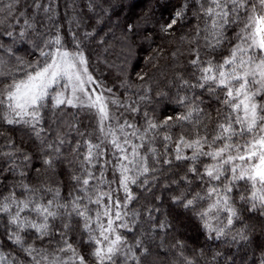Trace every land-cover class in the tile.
Returning <instances> with one entry per match:
<instances>
[{
  "label": "snow or ice",
  "instance_id": "obj_1",
  "mask_svg": "<svg viewBox=\"0 0 264 264\" xmlns=\"http://www.w3.org/2000/svg\"><path fill=\"white\" fill-rule=\"evenodd\" d=\"M19 2L14 0L15 4ZM195 2L203 17V27L198 26L196 40L202 38L204 43L202 46L197 43L192 49L193 59L189 61L192 78L180 77V89L185 94L177 93L176 103L186 111L163 121L150 117L148 112L143 113L142 127L130 121L125 113H139L137 102L126 103L115 97H105L104 92L99 91L101 85L88 73L84 53L79 49L75 52L64 49L59 36L55 40L41 39L43 47L34 45L43 59L26 62L17 57L19 74L10 73L7 82L0 83V124L26 130V134L36 140L45 156L46 170L55 169L63 156L61 149L68 141L59 132L54 142L48 140L45 112L56 116V110L71 107L93 112L97 119L94 132L79 131L76 128L79 121L67 125L84 139L76 141L72 149L79 163V175H72L77 194L69 193L64 202L58 199V189L52 199L45 200L39 194L40 190L25 183L27 172L24 169L32 157L15 146L12 138L5 137L4 144H0V157L4 158L0 164V187L5 186L8 173L19 180L7 195H0V216L6 221L0 231V245L5 241L15 245L25 254L28 264H88L70 240L78 225L86 236L84 243L92 246L90 255L95 264H129V261L139 264L133 246L118 231L127 227L123 222V215L127 213L122 215L114 209L126 206L135 198L130 185H149V177L157 171L149 164V159L177 167L176 162H187V172L181 179L190 184L188 173H191L205 186L204 191L196 192L191 199L181 194L173 200L185 209L200 206L197 215L203 221L209 239L230 235L233 242L249 240L243 229L233 235L225 228L231 229L234 221L241 220L242 211L237 207V201L245 206L244 211L258 212L264 217V0ZM31 6L40 9V0H33ZM3 7L11 12L13 3L4 5L0 0V10ZM186 8L187 4L182 5L162 30L173 29ZM43 10L50 11L48 7ZM24 23L27 29L34 30L27 19ZM128 30H134V25H128ZM230 31L232 35H229ZM6 35L12 37L13 33L8 31ZM19 37L23 40L26 31H21ZM226 45L225 55L222 50ZM53 46L56 47L51 50ZM93 84L95 88L87 87ZM197 89L202 92L197 94ZM205 92L220 105L215 109V117L201 108L204 104L201 97ZM139 99L146 100L147 96ZM110 104L125 109V113H121L125 116L123 120L110 112ZM205 120L215 121L211 129ZM189 125L191 132L186 130ZM173 128L181 131L174 135ZM0 136H4L3 131ZM157 140L160 150L155 147ZM109 146L114 150L118 184L125 193L123 205L119 199H113L110 185L108 191L102 187L104 170L113 163L105 160ZM82 147L83 152L80 151ZM140 149H144V153ZM97 168L99 171H94ZM151 178L154 180L155 176ZM17 187L22 189L19 196L14 191ZM43 191L52 193L53 189ZM105 200L107 203H103ZM89 204L98 207L93 210ZM221 214H225L223 220ZM212 220L224 226L214 227ZM153 227L163 230L171 224L165 218ZM57 235L59 240L55 241L52 258L41 255V251L47 253V249H37L34 241H43L47 237L48 243H52ZM134 247L143 254L148 253L140 239ZM7 262L8 256L0 254V264ZM14 264H18L17 258H14Z\"/></svg>",
  "mask_w": 264,
  "mask_h": 264
},
{
  "label": "trees",
  "instance_id": "obj_2",
  "mask_svg": "<svg viewBox=\"0 0 264 264\" xmlns=\"http://www.w3.org/2000/svg\"><path fill=\"white\" fill-rule=\"evenodd\" d=\"M32 2L33 0H20L19 4H15L14 0H3L4 5L13 3V9L11 12L7 7L0 10V60L3 61L0 63V83L7 82L10 73L19 74L17 57L26 62L43 59L34 45L43 47L41 39L55 40L59 36L64 49L70 52L79 49L84 53L92 76L104 89L112 90L109 92L112 97L126 103L137 102L140 112L125 113L124 108H119L121 110L116 115L120 120L127 116L130 121L142 127L144 112L163 121L168 116L175 117L186 111L176 103L177 93L181 96L185 94L180 89V77L192 78L193 69L189 63L193 59L192 49L197 43L201 46L204 43L202 38L196 40L198 26L203 27V17L198 13L199 5L195 0H40V9L31 6ZM184 4H187L184 16L173 29L163 31L162 27L170 22L175 12ZM44 7H48L50 11L44 12ZM21 12L24 13L23 16L20 15ZM25 19L33 24L34 30L27 29ZM130 24L134 25L132 31L128 30ZM8 31L13 33L12 37L6 35ZM21 31H26L23 40L19 37ZM229 35H232L231 31ZM227 47L226 45L222 50L225 55ZM200 92L202 90H196L197 94ZM141 96H147V99L141 101ZM201 98L204 100L201 108L215 117V109L220 105L206 92ZM56 111V116L45 112L44 127L47 129L48 140L54 142L59 132L65 135L68 142L62 147L63 156L54 170H46L43 165L45 156L40 151L38 142L27 135L26 130L0 124V131L4 132V136H0V144H4L5 137H10L15 141V146L29 153L32 160L24 169L27 172L25 183L40 190L39 194L45 200L52 199L58 189V199L64 202L69 198V193L77 194L72 175H79V163L72 149L76 141L84 139L75 130H69L67 125L79 121L76 124L79 131L94 132L97 117L93 112L71 107ZM121 113H125V116ZM205 123L211 129L215 121L205 120ZM186 130L191 132V126H187ZM171 131L175 135L181 129L173 128ZM132 139L139 143L135 138ZM155 147L160 150L159 140ZM3 150L6 151L7 148ZM80 151H84L83 147ZM113 151L109 146L105 154V160H112L113 163L104 170L102 187L104 191H108L110 185L113 199H119L123 205L125 193L118 184L119 172L116 170ZM140 151L144 153V149ZM3 161L4 158L0 157V164ZM148 162L157 169L151 174L155 179L150 176L148 186L130 185L135 198L126 206L114 209L122 215L127 213L123 215V222L127 227L118 231L133 246L139 257V264H187V261H192V264H264V217L258 212L244 211L245 206L237 201V207L242 211L241 220L234 221L231 229L226 227L225 231L234 235L243 229L249 240L233 242L230 235L221 239H209L203 221L197 215L201 210L200 206L185 209L173 200V197L181 194L191 199L196 192L204 191L205 186L191 173H188L190 184L181 179L187 172V162H176L179 167L154 163L152 159ZM94 171L98 172L99 168ZM7 176L5 186L0 187V195H7L12 185L19 180V177L11 173ZM46 188H52L53 192L43 191ZM14 191L19 196L22 189L17 187ZM232 195L235 197L237 193L234 191ZM103 203H107V200ZM88 207L96 210L98 206L89 204ZM224 215L221 214V220ZM165 218L171 227L163 230L153 227ZM5 223L4 217L0 216V231H3L2 225ZM211 223L214 227L224 226L218 225L215 220ZM48 239L35 240L34 243L37 249H47V253L41 251V255L47 254L51 259L59 236L52 243H48ZM137 239L143 241L148 249L147 254L134 247ZM70 240L88 264H95L90 255L92 246L84 243L86 236L78 225L71 233ZM29 242L33 241L29 239ZM0 254L8 256L7 264H14V258H17L18 264H28L25 254L8 241L0 245ZM129 264L132 262L129 261Z\"/></svg>",
  "mask_w": 264,
  "mask_h": 264
},
{
  "label": "rangeland",
  "instance_id": "obj_3",
  "mask_svg": "<svg viewBox=\"0 0 264 264\" xmlns=\"http://www.w3.org/2000/svg\"><path fill=\"white\" fill-rule=\"evenodd\" d=\"M87 66V65H86ZM87 70H88V73L90 74V75H92L91 74V72L89 71V69H88V66H87ZM93 77V76H92ZM94 78V77H93ZM94 80H95V78H94ZM96 81V80H95ZM97 82V81H96ZM98 83V82H97ZM87 87H89V88H95L96 87V85H87ZM99 91H103L104 92V95H105V97H112L111 95H110V93L108 92V91H106V89H104L102 86L100 87V89H99ZM109 109H110V112H112V113H114L115 114V116L117 117V118H119L117 115H116V113L118 112V111H120L121 109H119L118 107H115V106H113V105H109ZM95 118H96V116H95ZM120 119V118H119ZM113 122H115V121H113Z\"/></svg>",
  "mask_w": 264,
  "mask_h": 264
}]
</instances>
